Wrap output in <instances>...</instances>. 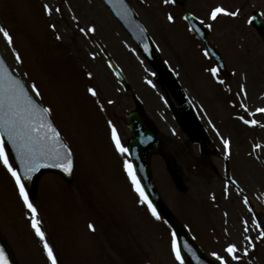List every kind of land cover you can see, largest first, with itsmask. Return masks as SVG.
Returning <instances> with one entry per match:
<instances>
[{
	"label": "rangeland",
	"instance_id": "obj_1",
	"mask_svg": "<svg viewBox=\"0 0 264 264\" xmlns=\"http://www.w3.org/2000/svg\"><path fill=\"white\" fill-rule=\"evenodd\" d=\"M128 2L191 99L208 133L209 141L203 147L189 142L178 129L153 81V71L99 0H0V26L12 34L24 63L15 62L2 34L0 54L27 84L35 79L43 93L41 99L53 108L52 116L75 157L72 186L48 174L32 200L59 264H177L170 253L171 232L162 219L156 220L138 202L123 169L129 158L115 150L109 135L111 121L123 144L130 136L126 113L134 108L132 94L139 96L165 144V160L159 155L150 160L159 194L209 257L213 251L223 254L227 242H241L243 220L249 222L252 237L258 231L254 216L264 222V114L249 116L240 107V103L251 111L264 107V45L248 24L251 11H259L264 24V0H186L184 4L205 25H213L210 40L231 74L227 79L218 74L224 84L207 71L213 63L189 35L181 10L164 0ZM46 3L61 11L48 15L43 9ZM216 6L239 10V15H221L211 21L208 15ZM169 13L174 22L168 21ZM74 17L80 27L94 24L96 33L84 37ZM53 24L55 30L50 27ZM57 34L61 39H56ZM99 45L123 70L130 91L119 87L98 51ZM89 71L93 79L88 78ZM25 72L30 75L24 76ZM242 84L246 97L239 94ZM89 86L97 89L98 97L87 92ZM72 88H76L74 93ZM238 116L260 123L246 125ZM223 139L230 141L228 150ZM166 160L173 162L185 182L186 194L174 185ZM225 179L232 185L225 184ZM236 189L247 196L248 205ZM26 213L14 182L0 167L1 232L9 237L21 264H49ZM94 221L99 234L102 225V237L89 229L88 224ZM241 256L240 264H264V241L257 240L250 255Z\"/></svg>",
	"mask_w": 264,
	"mask_h": 264
},
{
	"label": "snow or ice",
	"instance_id": "obj_2",
	"mask_svg": "<svg viewBox=\"0 0 264 264\" xmlns=\"http://www.w3.org/2000/svg\"><path fill=\"white\" fill-rule=\"evenodd\" d=\"M177 0H164L165 4H175ZM43 9L45 13L51 15L53 11L60 12V8H53L49 4H44ZM127 12L125 11V13ZM236 17L239 15V10H229L222 6L211 8L208 18L211 21H216L219 16ZM77 21L78 31L86 38L96 33V26L94 24L84 27L79 26L78 18L74 17ZM169 22H174L175 17L169 13L167 15ZM188 19V17H185ZM199 24L211 29L213 25L208 23L205 25L203 19H199ZM249 23H252L250 20ZM55 30V25H50ZM138 34L140 38L147 41L144 36L146 29L141 25H137ZM190 30H196L194 26H190ZM0 34L3 35L8 47L14 56L15 62L18 65L24 63L23 57L20 52L14 47V38L12 34L3 26H0ZM56 39H61L57 34ZM154 46V45H153ZM143 51L148 53L150 51L149 43L143 44ZM204 55L207 56L208 52L205 50ZM95 59V54H92ZM143 63V61H141ZM167 63V62H165ZM211 76L217 80L218 83L224 84V81L219 78V69L211 67L207 69ZM29 76L28 72L23 74ZM155 76L156 73H151ZM89 79H93V73L87 72ZM147 83L155 87L152 80ZM230 90V89H229ZM87 92L92 97H98L99 93L95 87L89 86ZM240 95L246 97L247 90L245 85L240 86ZM43 93L41 88L36 83L35 79L30 84H27L16 72L9 69L5 62L0 59V167L6 170L7 174L14 182V188L17 192L22 206L27 210L26 218L30 228L38 238L39 243L42 245V251L45 254L49 264H59L58 257L54 251L53 246L49 243L46 231L43 226V221L39 218L40 212L37 205L32 201L29 196V191L26 181L32 179L33 175L41 169L53 168L59 169L66 175H72L75 168V157L71 146L62 138L61 132L54 125L51 116L53 108L45 106L41 98ZM112 103V101H109ZM235 106V105H234ZM102 107V105H101ZM240 107L244 109L249 116H255L257 113L264 114V107H257L254 111L249 110L248 106L240 103ZM246 125L255 126L260 122L257 119H246L244 116H238ZM111 128V140L114 144L115 150L121 156L129 154V148L121 142L120 136L116 127L111 121L108 122ZM225 150L229 149L230 141L223 139ZM123 169L131 183L133 191L137 194L138 202L145 205L147 210L151 213L152 217L156 220H161L162 217L153 205L152 201L146 194L144 187L141 185L139 178L136 175V170L132 162L125 159L123 162ZM227 194V189L225 190ZM215 199V197H213ZM244 204L248 205L249 200L244 198ZM227 216V213H224ZM242 237L241 242L235 241L227 242L223 248V254L217 251L211 252V257L218 264H240L242 259L241 253L244 257L250 255V250H254L256 241H264V222L254 221L257 231V236L252 237L248 233L251 231L249 222L243 220L242 222ZM89 229L95 231V226L91 223L88 224ZM192 254L193 259L199 262V257L195 255L188 244L183 245ZM170 253L174 256L177 264H185V256L182 254L181 243L177 238V233H171L170 240ZM0 264H10L9 257L3 247H0ZM211 264V262H209Z\"/></svg>",
	"mask_w": 264,
	"mask_h": 264
},
{
	"label": "water",
	"instance_id": "obj_3",
	"mask_svg": "<svg viewBox=\"0 0 264 264\" xmlns=\"http://www.w3.org/2000/svg\"><path fill=\"white\" fill-rule=\"evenodd\" d=\"M181 0H177V3H180ZM105 3L108 5V7L111 9V11L114 13L115 17L118 18L122 26L125 28V30L129 33L131 36V39L135 42L138 49L141 51L142 55L146 58L148 63L157 71L156 80L159 82L160 85H165L167 89L172 93L174 99L177 100L179 103L181 109L174 108L173 111L176 116V120H178V123L180 124L181 128L188 134V136L195 140L197 139L196 135V124L195 120L193 119L191 111L187 107V103L185 101L184 95L181 92L179 85L177 81L175 80L173 74L169 69L166 67L165 64L162 63L160 60L155 46H153V42L151 41L147 33H144V36L147 37V41L140 38L138 34V28L137 25H141L140 22L137 20L136 16L132 12L131 9L128 8L124 0H105ZM127 12V14H123ZM188 17L187 21L190 26H194L195 29H198V31L193 30L194 33L198 36V38L202 41L204 44L207 52L209 53V56L215 61L216 66L218 67L219 71L227 75V72L225 70L223 61L220 57V55L211 47L207 45L206 38H205V32L204 36L201 35L200 31L203 33V30L201 27L196 23L195 19L191 16ZM257 16L254 15L252 24L257 29V32L261 36L263 42H264V28L263 25H261L259 22H257ZM147 42L149 43L150 51L148 53H145L143 51V44ZM108 63L113 69V71L120 73L118 68L115 66L113 61L108 57ZM122 80L123 77L119 76ZM124 86L127 87V83L123 82ZM130 124L129 129L131 133L133 134V137L128 140L127 147L129 148V155L133 161V166L136 170V175L140 180L141 185L144 187V190L146 194L148 195L149 199L152 201L153 205L156 207L157 211L161 213V215L164 216L167 223L171 225L173 230L177 233V238L179 242L181 243V250L182 254L185 256V261L188 264H209V261L203 258L199 250L196 248L195 245H193L192 241L184 231V229L181 227L179 222L173 217V215L169 212V210L166 208V206L163 204L162 200L160 199L159 195L157 194V191L153 185L150 170H149V156L151 153L154 152H161V144L158 142V140L155 137V129L152 128L151 124H146L144 122V118L142 115V111H133L129 113L128 115ZM46 170L56 171L60 173L64 178L67 180H70L71 177H68L70 175H66L63 172H61L59 169H53V168H45L41 169L39 172L35 173L31 180L26 181V185L28 188V191L33 194V189L36 184L38 176ZM32 191V192H31ZM3 238L0 236V247H3L5 252L7 253L10 264H15V260L13 258V255L9 251L6 244H4ZM188 244L192 251L195 253L196 256H198L199 262L196 259H193V256L191 253L187 251V249L183 248L184 244ZM213 264V263H212Z\"/></svg>",
	"mask_w": 264,
	"mask_h": 264
}]
</instances>
